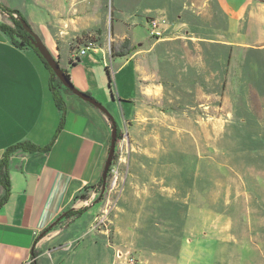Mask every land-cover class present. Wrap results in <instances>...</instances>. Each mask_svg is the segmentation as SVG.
Segmentation results:
<instances>
[{
	"label": "rangeland",
	"instance_id": "obj_1",
	"mask_svg": "<svg viewBox=\"0 0 264 264\" xmlns=\"http://www.w3.org/2000/svg\"><path fill=\"white\" fill-rule=\"evenodd\" d=\"M91 1L77 15L67 6L60 17L67 21L52 18L45 29L77 33L73 61L81 46L102 51H90L99 61L93 68L107 73L117 101L133 67L120 69L122 62H139L142 72L137 97L113 116L120 135L106 188L102 179L86 187L64 211L92 214L59 220L46 235V250L60 248L55 264H192L210 249L213 264H264V52L232 63L218 45L163 42L179 16L192 22L182 34L200 30L199 20L210 24L211 9L184 10L187 0L167 19L147 14L153 0ZM151 20L161 37L151 36ZM0 21L14 27L2 11ZM60 92L72 96L63 84Z\"/></svg>",
	"mask_w": 264,
	"mask_h": 264
},
{
	"label": "crops",
	"instance_id": "obj_2",
	"mask_svg": "<svg viewBox=\"0 0 264 264\" xmlns=\"http://www.w3.org/2000/svg\"><path fill=\"white\" fill-rule=\"evenodd\" d=\"M153 1L155 3L147 5V14L166 18L175 14L176 2L180 0ZM188 2L184 10H192L195 6L202 9L200 14H203L206 8L211 9L210 24L199 20L205 23L200 30L194 28L182 34L177 31L189 27L192 22L181 21L179 16V23L172 27L174 36L163 42L186 39L218 45L230 50L232 63L244 52H264V0H195V5ZM0 3L19 11L42 41L48 40L73 85L103 101L114 117L117 104H129L137 97L142 72L139 62L131 59L120 65V69L133 67L132 73L124 76L130 88L126 87L117 101L107 73L100 75L93 68L99 61L89 54L90 51L96 56H101L102 51L81 46L75 50L78 58L73 61L72 44L77 33L65 31L54 36L45 29L52 18L67 21L60 18L67 6L72 15H77L92 6L93 1L0 0ZM71 17L72 22L81 21L79 17ZM20 44L0 30V160L7 149L26 141L50 149L36 153L19 150L11 157V196L0 207V264H34L33 250L38 254L37 264H55L54 257L60 248L46 250L49 239L42 237V233L59 219L81 191L101 181L112 127L98 109L73 94L74 97L64 94L65 111L59 108L51 88L49 69L32 47ZM82 50H86L83 56L80 55ZM4 193L0 185V200ZM78 208L72 206L74 210ZM91 209L87 208L80 219L92 214ZM53 251L54 254H49ZM192 256V264H213L212 249Z\"/></svg>",
	"mask_w": 264,
	"mask_h": 264
},
{
	"label": "trees",
	"instance_id": "obj_3",
	"mask_svg": "<svg viewBox=\"0 0 264 264\" xmlns=\"http://www.w3.org/2000/svg\"><path fill=\"white\" fill-rule=\"evenodd\" d=\"M0 11L9 15L14 24V27H10L6 24L0 23V30L10 35L15 40H21L20 42L21 46L32 47L35 50V52L38 54V56L41 58L43 63L47 66L46 62L42 59L38 51L31 44L30 35L24 30L21 22L18 20V17H23V15L19 11L11 10L5 7L1 3H0ZM49 71L50 73H52L50 69ZM65 73L67 74V77L71 80L70 75L66 71ZM55 79H56L55 76L51 78V88L54 92V97H55L58 107L61 108L63 111H65L64 99L60 92V88H62V83L60 81L57 83ZM119 135H120V130L118 129V138H119ZM49 149L50 147L41 148L30 141L19 143L7 149V151L3 155V158L0 160V185L3 186L4 192H5L3 197L0 200V207H2L9 200L11 196L10 162H11V157L13 156V154L19 150H22L27 153H36V152H48ZM102 183H103V180H102ZM86 210L87 208H84L81 210L72 209V210H69L63 213L51 227H49L42 233V237L46 236L49 232H51L59 220H64V219L71 220V219L79 218L86 212ZM37 256H38L37 252L33 250V258L35 259L34 264H37V260H36Z\"/></svg>",
	"mask_w": 264,
	"mask_h": 264
},
{
	"label": "water",
	"instance_id": "obj_4",
	"mask_svg": "<svg viewBox=\"0 0 264 264\" xmlns=\"http://www.w3.org/2000/svg\"><path fill=\"white\" fill-rule=\"evenodd\" d=\"M18 20L21 22L24 30L30 35L31 44L38 51L42 59L46 62L48 68L51 70V77L55 76L59 79V81L63 84L65 88H67L73 95L79 97L81 100L89 103L99 111H101L104 115H106L112 123V138L110 151L108 154V158L106 161L105 169L103 172L102 180H103V188H106V183L108 179V174L113 165V160L116 153V145L118 141V125L115 121L113 115L109 112V110L100 102H98L92 96L80 91L77 89L71 80L67 77L65 71L59 65L57 59L51 54L49 49L46 47L42 39L34 32L30 24L23 17H18Z\"/></svg>",
	"mask_w": 264,
	"mask_h": 264
},
{
	"label": "built area",
	"instance_id": "obj_5",
	"mask_svg": "<svg viewBox=\"0 0 264 264\" xmlns=\"http://www.w3.org/2000/svg\"><path fill=\"white\" fill-rule=\"evenodd\" d=\"M150 29H151V36L153 37H161L163 35L164 32H162L161 29V24H159L158 21L156 20H151V22L149 23ZM92 45V44H91ZM88 50L91 49V46L87 47ZM86 54V50H82L80 52V55L83 56ZM113 166L111 167L110 170H112Z\"/></svg>",
	"mask_w": 264,
	"mask_h": 264
}]
</instances>
